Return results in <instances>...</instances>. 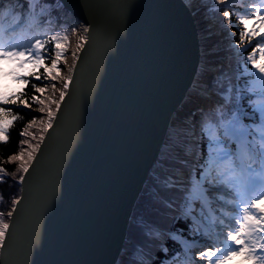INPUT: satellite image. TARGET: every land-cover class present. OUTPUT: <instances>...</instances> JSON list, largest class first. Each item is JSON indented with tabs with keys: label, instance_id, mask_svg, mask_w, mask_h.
<instances>
[{
	"label": "snow or ice",
	"instance_id": "snow-or-ice-1",
	"mask_svg": "<svg viewBox=\"0 0 264 264\" xmlns=\"http://www.w3.org/2000/svg\"><path fill=\"white\" fill-rule=\"evenodd\" d=\"M219 2L224 5L226 0ZM135 7L129 3L121 5L116 21L105 30L101 59L80 98V111L73 119L71 137L60 152L59 187L45 192L38 210L39 222L28 230L22 248H14L9 242L11 225L4 222V213L0 212V255H3L0 264H67L68 239L61 225L73 216L76 208L71 199L63 203L65 188L71 192L78 172H86L90 164L86 154L79 161L76 159L82 140L81 113L87 105L96 103L105 62L119 56L122 46L129 58L135 56ZM185 7L195 14L207 6L198 7L196 0H187ZM66 12H72L66 7V0H0V62L16 60L20 67L39 66L45 59L41 50L51 40L56 49L55 59L46 72L58 71V62L64 56L61 43L67 41V36L61 32L52 34L48 29L45 40L46 32L41 25L47 28L55 23L58 14L62 17ZM252 12L259 22V33L248 30L253 24L252 17L241 18L239 23L244 26L241 40L245 43L257 35L264 36V0L254 3ZM224 16L227 27L234 28L231 10H225ZM91 30V25L86 23L83 33ZM83 33L73 54L74 67L79 66L78 60L83 56L81 46L89 38ZM25 55L29 59H19ZM247 62L254 71H249ZM243 75L254 79L234 76L223 66L219 69L210 66L204 74L203 95L196 98V107L189 117L174 125L166 161L157 164L159 172L155 176L153 197L135 219L129 242L122 250L123 264H231L239 257L250 264H264V41L246 57ZM18 79L27 83L22 77ZM72 80L74 76L65 78L59 98L37 109L46 113L40 135H32V140L38 142L29 143L28 150H22L19 156L10 157L11 161H20L21 182L27 181L30 168L36 167L40 159L38 152H43L42 144L47 143L45 133L50 136L49 129L54 130V120H59ZM33 87L37 93L46 90ZM34 99L45 104L44 100ZM7 103L10 101L0 99V104ZM10 115L0 107V136L4 138L8 136L4 117ZM33 124L35 119L21 135H29L28 129ZM4 173L5 169L0 167V174ZM22 200L20 197L11 201L9 219L20 210ZM49 220L52 227L46 231Z\"/></svg>",
	"mask_w": 264,
	"mask_h": 264
},
{
	"label": "water",
	"instance_id": "water-1",
	"mask_svg": "<svg viewBox=\"0 0 264 264\" xmlns=\"http://www.w3.org/2000/svg\"><path fill=\"white\" fill-rule=\"evenodd\" d=\"M107 16L82 0H66L70 15L90 33L80 51L78 67H69L74 76L62 102L59 120L27 181L15 182L19 211L7 223L9 242L22 248L28 230L38 221V210L46 191L58 188L57 163L63 146L72 134L73 119L80 111V98L89 86L100 57L106 28L114 23L120 6L136 5L137 22L134 57L123 46L120 55L104 64L95 104L82 110V140L76 159L85 154L90 164L78 172L74 189L65 188L64 201H74L76 211L63 220L68 244L67 264H118L128 222L145 180L162 147L168 124L196 77L199 51L191 12L182 0H110ZM87 5V8H81ZM80 17H83L82 19ZM85 46L87 50H85ZM79 55V54H78ZM27 175V174H26ZM12 210V209H11ZM52 221L45 225L50 230ZM3 259V255H0Z\"/></svg>",
	"mask_w": 264,
	"mask_h": 264
},
{
	"label": "trees",
	"instance_id": "trees-1",
	"mask_svg": "<svg viewBox=\"0 0 264 264\" xmlns=\"http://www.w3.org/2000/svg\"><path fill=\"white\" fill-rule=\"evenodd\" d=\"M241 4H243L242 0H234L224 5L218 4L216 5V8L210 12V16L219 22L222 29V35L226 41H230L231 43V48H226L224 50L225 55H228L230 58L229 67L225 68L226 71L232 73L234 76L242 77L243 79L251 81L254 79V77L244 76L243 70L246 65V57L251 55V52L254 50V48L252 49L253 45L258 42H255L256 37L247 43L241 40V34L244 31V26L239 23L240 16L236 11H240L242 9ZM229 9L232 12V24L237 25V27L230 29L227 27L228 21L224 16V11ZM240 15L242 18H244V13ZM248 30L252 31L250 29ZM249 44L252 46L245 48L249 46ZM66 46H68L67 41L61 43V48H65ZM55 50L54 43H52L51 40H48L45 48L41 51L46 53V55H53L55 54ZM235 55L237 56L235 57ZM45 65H47V63H45ZM219 68L220 67L217 69ZM247 68L249 71H254L251 69L250 62H247ZM37 76H39L40 79H36ZM50 77L51 75L49 73L43 71L42 65L40 69L34 70L32 74L24 78L27 83L20 82L23 84L22 86L18 87L17 89L14 88V91H11L4 98H2L3 100L10 101V103L0 104V107H3L12 115L4 117V127L8 132V136L7 138L0 136V167L5 169V174H7L11 179H19L20 173L18 172V168L20 161H11L10 157L13 155L19 156L22 150L26 152L28 150L27 145L29 143L35 144L37 142L36 140H32V135H36L37 137L40 135L36 123L38 122L37 116L41 115L42 113L37 111V109L40 107H45V105L36 103V99H34V97L44 100L45 91L37 93L33 85L43 88V84L47 80L50 81ZM17 97L20 99H17ZM13 116L17 117V119L13 120ZM33 119H35V124H33L32 127L28 129L29 135L22 136L21 132H23L26 127H28ZM160 161L161 160L158 159V162ZM151 173H154L155 175L157 174L156 171H152ZM154 188L155 181L150 176L147 178L142 193L138 197L132 210L126 231V240L124 246L129 242V238L135 225L136 217L143 212L144 205L153 197L150 191H154ZM18 196V186L9 178H4L0 174V212L4 213V215H7V212L10 211L11 207L13 206L11 201L15 198H18ZM4 222H7V218L5 216Z\"/></svg>",
	"mask_w": 264,
	"mask_h": 264
},
{
	"label": "rangeland",
	"instance_id": "rangeland-1",
	"mask_svg": "<svg viewBox=\"0 0 264 264\" xmlns=\"http://www.w3.org/2000/svg\"><path fill=\"white\" fill-rule=\"evenodd\" d=\"M185 2H187V0H184ZM203 1L204 3V0H196L197 2V6L199 7L200 5H203V3H201ZM258 1V0H257ZM205 8H200V11L199 14L200 15H204L203 12H204ZM215 27L219 29L220 31V34H218V39H216L215 44V48L217 49L218 53H219V56L218 58H221L223 57L224 60H223V63H221L222 65H220L219 67L223 66L224 68H226L225 64L227 63V56L225 55V52L224 50L226 48H231V43L230 41H226L224 36L222 35L221 31V26L219 24V22L217 21H213ZM61 33H63L64 35L67 36V41L69 43V45L67 46L68 50L64 51V56L60 59V61L58 62V71L56 70H53L50 75V81H46L44 84H43V88H45V98H44V101H45V106L48 104V102L53 99V98H56L58 99V96H59V91L62 89V86H63V81L65 78H67V71L72 63L71 59H72V56H71V51L70 49H76V43H77V40H78V35H77V32L76 31H72V28L69 27L68 29L66 30H60ZM20 60H27L29 59V57L27 55L23 56V57H20L19 58ZM55 59V55L53 54L52 56H50L48 62H49V67H51V63H52V60ZM7 64L9 65H16V66H19L18 69L19 70H22V68L20 67L19 65V62L16 61V60H10V61H4V62H0V79H2V86L5 87V89L7 88V84L8 82H10L13 78V76H15L14 72H10L7 68ZM224 64V65H223ZM216 68H218V66H215ZM48 73V72H47ZM54 86V87H53ZM0 90H3V88H1ZM54 107V105H53ZM38 117V122L36 123L37 124V128H38V131L39 133H41V129H42V121L44 119H46V113H42L41 115L37 116ZM157 169H154L152 171H159V168L156 167ZM154 174V173H153ZM155 177V176H153ZM151 193V191H150ZM198 253V251H197ZM200 264H204V262H200ZM231 264H250V262H246L244 259H242V257H239L233 261H231Z\"/></svg>",
	"mask_w": 264,
	"mask_h": 264
},
{
	"label": "bare ground",
	"instance_id": "bare-ground-1",
	"mask_svg": "<svg viewBox=\"0 0 264 264\" xmlns=\"http://www.w3.org/2000/svg\"><path fill=\"white\" fill-rule=\"evenodd\" d=\"M85 1L90 7L94 8V10L98 13H100L103 16H107L110 8H111V1L110 0H82ZM187 3V2H186ZM192 14L193 17V23L195 28V34H196V41L198 44V51L199 56L202 60V62L205 64L204 66L198 67L199 72L194 78V83H196L198 86H194L191 89L188 90L189 94L197 93V91H194L195 88L202 85L201 78L205 74L204 71H207L209 69V65L211 67L215 66L217 64V60L219 59V53L217 49L215 48L214 44L216 39H218V32L215 30V27L213 26L212 22H210L207 17L204 15H200L199 12H196L195 14ZM208 64V65H207ZM203 95V93L199 94L198 96ZM183 101V100H182ZM181 101V102H182ZM191 106V103L189 100H185L181 107L178 106L174 113L172 114V119L174 121L178 120L180 117H182L183 110L185 108L183 107H189ZM203 247V245H201Z\"/></svg>",
	"mask_w": 264,
	"mask_h": 264
}]
</instances>
